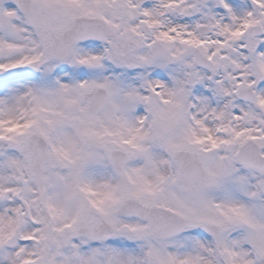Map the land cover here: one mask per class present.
I'll return each mask as SVG.
<instances>
[{
	"label": "snow or ice",
	"instance_id": "6c2138e0",
	"mask_svg": "<svg viewBox=\"0 0 264 264\" xmlns=\"http://www.w3.org/2000/svg\"><path fill=\"white\" fill-rule=\"evenodd\" d=\"M0 264H264V0H0Z\"/></svg>",
	"mask_w": 264,
	"mask_h": 264
}]
</instances>
